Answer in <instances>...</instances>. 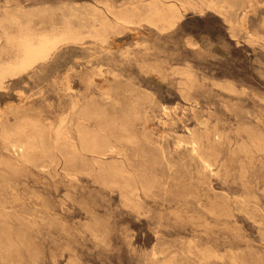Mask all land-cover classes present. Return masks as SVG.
Wrapping results in <instances>:
<instances>
[{
	"label": "rangeland",
	"instance_id": "rangeland-1",
	"mask_svg": "<svg viewBox=\"0 0 264 264\" xmlns=\"http://www.w3.org/2000/svg\"><path fill=\"white\" fill-rule=\"evenodd\" d=\"M162 1L187 7L174 27L139 16L101 42L90 35L94 17L144 10L148 0H0V49L3 28L17 31L10 14L31 16L36 32L69 22L81 32L0 87V264L264 263V0H235L227 17L201 10L202 0ZM85 100L99 114L86 123L113 143L106 153L80 145L75 115ZM24 119L49 125L52 156L35 149L23 159L8 147L3 124Z\"/></svg>",
	"mask_w": 264,
	"mask_h": 264
},
{
	"label": "bare ground",
	"instance_id": "bare-ground-1",
	"mask_svg": "<svg viewBox=\"0 0 264 264\" xmlns=\"http://www.w3.org/2000/svg\"><path fill=\"white\" fill-rule=\"evenodd\" d=\"M151 1V0H150ZM150 1L148 0V4H147V7L144 9V10H139V9H137L136 7H133V8H113L112 7V9H111V11L110 12H112V14H113V18L112 17H109L108 15H101V16H96V17H94V20L96 21V23H94V24H92L91 25V27H90V25H88L89 27H90V35H92L93 37H95L96 39H98L99 41H101V42H105V41H107V39H108V34L110 33V32H115V33H118V32H120L121 30H123L124 28H127L128 26H129V24L130 23H132L133 22V20H134V18L135 17H139L140 16V18L141 19H143V20H145V21H147L148 23H150V24H153V25H155L156 27H158L159 29H161V30H165V29H169V28H172V27H174L175 25H176V23L181 19V17L183 16V11L185 10V8H187V7H184L183 5V7H179V5L177 6V5H175V4H173L172 2L170 3V4H165V3H163L164 1H162L161 0V2H158V0H154V1H152V3H150ZM160 1V0H159ZM178 1V0H177ZM235 0H202L201 2H199V4H198V7L202 10V9H204L205 7H211V8H215V9H217L220 13H222L224 16H230V15H232L233 14V12L231 13V8H233L234 6H235V2H234ZM246 1V0H245ZM179 2V1H178ZM191 2V1H190ZM81 3V2H80ZM147 3V2H146ZM186 3V2H185ZM192 3V2H191ZM106 4V3H105ZM142 4H143V2H142ZM135 6V5H134ZM143 6V5H142ZM144 6H146V5H144ZM192 7V6H191ZM198 8V9H199ZM37 9V8H36ZM66 9V8H65ZM222 10L224 11H226L225 13L224 12H222ZM33 15V14H32ZM24 16V18L26 19L25 20V22H22L21 20H20V16L19 15H16V14H10L9 16L7 15V17H6V19H8V21H10L12 24H14V25H17V31L14 33H11V32H9L6 28H3L4 29V37H5V44H7L6 46L9 48H7L6 46H4V47H2L1 49H0V87H3L4 86V84H5V81H6V78L7 77H9V76H14V75H16V74H19V73H21V72H23V71H25V70H27V69H29V68H31V67H33L37 62L39 63L40 61H45V60H47L48 58H50L51 57V55L53 54V52L61 45V44H63V43H67L68 41H77V40H79L80 38H81V32L79 31V30H77V29H74V28H72V26H70L69 24H71L70 22H69V24H66V26L61 30V31H59V32H49V33H44V32H36L33 28H32V25H31V27H29L28 26V21L30 22V20L32 21V18H31V16H29L28 14H26V13H24L23 15H22V17ZM33 17V16H32ZM68 17V16H67ZM66 17V18H67ZM70 19V18H69ZM140 19V21H142ZM67 20V19H66ZM66 20H65V23H66ZM72 20V19H71ZM138 20V19H137ZM233 19H231V20H229V22L231 23V28H234V24L232 23V22H234V21H232ZM235 20V19H234ZM5 21V20H4ZM139 21V20H138ZM136 22V21H135ZM65 23H64V25H65ZM146 23V22H145ZM237 23V22H236ZM2 24V23H1ZM82 24V23H81ZM136 24V23H135ZM142 24V23H141ZM53 25V24H52ZM134 25V24H133ZM263 25H264V19H263ZM2 26V25H1ZM54 26V25H53ZM53 26H51V27H53ZM73 26H75V25H73ZM83 26V25H82ZM62 27V26H61ZM132 27V26H131ZM130 27V28H131ZM75 28H79L78 26L77 27H75ZM81 28V27H80ZM2 29V30H3ZM82 29V28H81ZM44 30V29H43ZM60 30V29H59ZM160 30V31H161ZM84 31V30H83ZM82 31V32H83ZM86 33V32H85ZM262 35V34H261ZM263 36V35H262ZM2 37V34H0V38ZM72 43V42H71ZM70 43V44H71ZM79 43V42H78ZM59 49V48H58ZM3 52L5 53L6 52V55H7V57H6V55H5V57H4V55H3ZM188 70V69H187ZM184 71V70H183ZM181 74H183V73H181ZM186 74V73H185ZM190 75V74H189ZM188 76V75H187ZM192 76V75H191ZM186 77V76H185ZM189 77V76H188ZM188 77H186V78H188ZM187 80V79H186ZM113 81V80H112ZM188 81V80H187ZM192 82H193V80H192ZM180 83V82H179ZM186 83V82H185ZM181 84V83H180ZM189 84V83H188ZM193 84V83H192ZM228 85V84H227ZM183 86V85H182ZM180 88H182V87H180ZM188 89V88H187ZM189 90V89H188ZM187 90V91H188ZM190 91V90H189ZM104 93H106V91L104 92ZM131 93V92H130ZM136 94V93H135ZM144 94V93H143ZM183 94V93H182ZM187 94V96L185 97V95ZM188 94H189V92L188 93H184V97L185 98H187L188 97ZM105 95V94H104ZM112 95V94H111ZM106 96H107V93H106ZM106 96H105V98H106ZM189 97H190V95H189ZM109 98H111V97H109ZM106 99H108V98H106ZM190 99H191V97H190ZM113 100V99H112ZM91 102V101H90ZM90 102L89 101H86L85 100V102L80 106V108L78 109V111H77V114L75 115V116H77V121H76V131H77V133H78V138H79V142H80V145H81V147L82 148H84V149H89V150H93V152L94 151H98V152H103L104 150L106 151V149H108V148H112V142L111 141H109L108 139H107V137H103L98 131H93L92 129H90V127H89V125L86 123V120H87V118H88V120H89V117L91 116L92 117V115L93 114H95L96 113V110H95V108H93L92 107V105L90 104ZM163 105V104H162ZM168 109H170V107L168 108ZM99 111V110H98ZM164 111H165V109H164ZM163 111V112H164ZM101 112V111H100ZM170 112V111H169ZM134 113H135V111H134ZM104 114V113H103ZM126 114V113H125ZM125 114H123V115H125ZM129 114V113H128ZM95 115H99V114H95ZM135 116H136V113H135ZM90 117V118H91ZM94 117V116H93ZM101 117V116H100ZM129 117V116H128ZM131 117H132V115H131ZM130 117V118H131ZM97 119H98V116L96 117ZM120 118V117H119ZM124 118V117H123ZM126 118H127V116H126ZM139 118V117H138ZM170 118V117H169ZM93 119V118H92ZM118 119V118H117ZM120 119H122V118H120ZM129 119V118H128ZM131 119H135L134 117L133 118H131ZM130 119V120H131ZM25 120V119H24ZM95 120V119H94ZM101 120V119H100ZM124 120V119H123ZM126 120V119H125ZM124 120V121H125ZM132 120V121H133ZM137 120V119H136ZM104 121V120H103ZM121 121V120H120ZM5 122V121H4ZM105 122V121H104ZM103 122V123H104ZM110 122V121H109ZM126 122H129V121H126ZM89 123V122H88ZM97 123H99V121L97 122ZM103 123H101V126L103 125ZM165 123V122H164ZM124 124V123H123ZM128 124V123H127ZM130 124H132V122L130 123ZM107 126H108V124H106ZM120 125V124H119ZM134 125V124H133ZM116 126V125H115ZM124 126V125H123ZM203 126V125H202ZM104 128H105V126H103ZM112 127H114V126H112ZM120 127V126H119ZM126 127H127V125H126ZM204 127V126H203ZM99 128V127H98ZM101 128V127H100ZM111 128V127H110ZM110 128H109V130H110ZM53 129V128H52ZM51 129V130H52ZM106 130H107V128H105ZM120 129V128H119ZM133 129V128H132ZM101 130V129H100ZM117 130H118V128H117ZM196 129H194V131H195ZM257 130V129H256ZM259 130V129H258ZM112 131H114V129L112 130ZM119 131V130H118ZM117 131V132H118ZM120 131H122V130H120ZM119 131V132H120ZM203 131V130H202ZM3 135H1L2 136V138L4 137V139H5V142L7 143V145H8V147H12L15 151L16 150H20L21 151V156H22V158L23 159H26V158H28L30 155H34L35 156V154H31V152L32 153H34L33 152V150H35V149H37V150H39L41 153L40 154H42L43 156L44 155H50V153L51 154H53L54 153V145H55V143H54V145H53V138H52V136H51V133H50V127H49V125L48 124H46L42 119H37V120H33V119H27V120H25V121H23V122H21L20 124L18 123V124H16V125H10L9 124V122H5L4 124H3ZM1 132V133H2ZM134 132V131H133ZM132 132V133H133ZM250 133V132H249ZM111 134H114V132L112 133L111 132ZM119 134V136H120V133H118ZM127 134V133H126ZM126 134H124V135H126ZM198 134V133H197ZM200 134V133H199ZM262 134V133H261ZM260 134V135H261ZM264 134V133H263ZM116 135V134H115ZM122 135H123V133H122ZM121 135V136H122ZM133 135V134H132ZM259 135V136H260ZM199 136H201V135H199ZM218 136V135H217ZM256 136V135H255ZM67 139H66V142H65V144L64 145H72L71 143H70V134H67ZM114 137H116V136H114ZM125 137V136H124ZM163 137V136H162ZM188 136H186V138H187ZM252 137V136H251ZM257 137V136H256ZM109 138V137H108ZM117 138V137H116ZM131 138V137H130ZM134 138H135V135H134ZM140 138V137H139ZM180 138V137H179ZM182 138V137H181ZM188 138H190V137H188ZM187 138V139H188ZM201 138V137H200ZM205 138V137H204ZM220 138V137H219ZM222 138V137H221ZM253 138V137H252ZM138 139V138H137ZM162 139V138H161ZM202 139V138H201ZM65 140V139H64ZM68 140H69V142H68ZM117 140V139H116ZM128 140V139H127ZM130 140V139H129ZM128 140V141H129ZM133 140V139H132ZM163 140V139H162ZM183 140L185 141V139L183 138ZM2 141H3V139H2ZM118 141H119V138H118ZM182 141V140H181ZM187 141V140H186ZM185 141V142H186ZM190 141V140H189ZM192 141V140H191ZM260 141V140H259ZM4 142V141H3ZM2 142V143H3ZM64 142V141H63ZM120 142V141H119ZM262 142V141H261ZM152 143V142H151ZM156 143V142H155ZM160 143V142H159ZM178 143V142H177ZM219 143V142H218ZM263 143V142H262ZM4 144L5 143H3V146H4ZM62 144V143H61ZM115 144V143H114ZM153 144V143H152ZM192 144V143H191ZM199 144V143H198ZM208 144V143H207ZM7 145H5L6 147H7ZM75 145V144H74ZM157 145V144H156ZM161 145H162V143H161ZM164 145V144H163ZM176 145V144H175ZM178 145V144H177ZM180 145V144H179ZM178 145V146H179ZM182 145V144H181ZM200 145H202V144H200ZM205 145V144H204ZM219 145V144H218ZM255 145V144H254ZM5 146L3 147V149L5 148ZM63 146V145H62ZM62 146H60V147H58L59 149L62 147ZM160 146V145H159ZM197 146V145H196ZM220 146V145H219ZM74 147V146H73ZM76 147V146H75ZM80 147V148H81ZM120 147V146H119ZM118 147V148H119ZM162 147H164V146H162ZM209 147V146H208ZM218 146H216V148H217ZM11 148V149H12ZM63 148H65V147H63ZM67 148V147H66ZM121 148H122V146H121ZM121 148H120V150H121ZM153 148H156V147H154L153 146ZM165 148V147H164ZM163 148V149H164ZM213 148H215V147H213ZM229 148V147H228ZM6 149V148H5ZM10 149V150H11ZM71 149H72V147H71ZM75 149V148H74ZM123 149V148H122ZM157 149V148H156ZM178 149H180V148H178ZM194 149V148H193ZM200 149V148H199ZM198 149V150H199ZM201 149H205L204 147L202 148L201 147ZM200 149V150H201ZM218 149V148H217ZM63 150H64V153H65V149H62V152H63ZM68 150V149H67ZM66 150V151H67ZM82 150V149H81ZM87 150H85L84 152L86 153V151ZM126 150V149H125ZM157 150H159V149H157ZM195 150V149H194ZM36 151V150H35ZM52 151H53V153H52ZM70 151L71 150H68V152H69V154H71L70 153ZM72 151H73V149H72ZM75 151H77V150H75ZM111 151V150H110ZM206 151V150H205ZM212 151H214L213 149H212ZM8 152H9V150H8ZM11 152V151H10ZM19 152V151H18ZM18 152H16V153H18ZM58 152L60 153L61 151L60 150H58ZM120 152V151H119ZM160 152V151H159ZM221 152V151H220ZM219 152V153H220ZM35 153H37V152H35ZM56 153V152H55ZM67 153V152H66ZM91 153H92V151H91ZM103 153H106V152H103ZM108 153H110V152H108ZM107 153V154H108ZM123 153V152H122ZM161 153V152H160ZM194 153V152H193ZM202 153V152H201ZM209 153H211V152H209ZM60 154H62V153H60ZM69 154H68V156H69ZM74 154H76V153H74ZM95 154H97V153H95ZM111 154V153H110ZM127 154V153H126ZM191 154H192V152H191ZM215 154V153H214ZM13 155V154H12ZM41 155V156H42ZM56 155V154H55ZM194 155V154H193ZM211 155H213L212 153H211ZM18 156H19V154H18ZM43 156L42 157H40L41 159L43 158ZM50 156H52V155H50ZM61 156H64V155H61ZM67 156V155H66ZM71 156H73V152H72V154H71ZM80 156V155H79ZM126 156V155H125ZM164 156V155H163ZM217 156V158H218V155H216ZM10 157V156H9ZM15 157V156H14ZM13 157V158H14ZM31 158H32V156H30ZM53 157H55V156H53ZM57 157V156H56ZM77 157V156H76ZM205 157V156H204ZM211 157V156H210ZM2 158V157H1ZM4 158H6L7 159V157H4ZM11 158V157H10ZM10 158H9V160H10ZM16 158V157H15ZM63 158H65V156L63 157ZM86 158V157H85ZM94 158V157H93ZM201 158H203V157H201ZM200 158V159H201ZM44 159V158H43ZM51 159H53L52 157H51ZM55 159V158H54ZM53 159V160H54ZM61 159V158H60ZM73 159V158H72ZM78 159H80V157L78 158ZM82 159H84V158H82ZM87 159V158H86ZM97 159V158H96ZM199 159V160H200ZM211 159V158H210ZM13 160V159H12ZM11 160V161H12ZM28 160V159H27ZM36 160V159H35ZM38 160V159H37ZM40 160V159H39ZM45 160V159H44ZM43 160V161H44ZM47 160H49V159H47ZM56 160H58V159H56ZM65 160H67L66 158H65ZM76 160V159H75ZM92 160V159H91ZM122 160V159H121ZM203 160V159H202ZM208 160V159H207ZM215 160V159H214ZM1 161V160H0ZM11 161H10V163H11ZM18 161V160H17ZM25 161V160H24ZM32 161H34V160H32ZM41 161V160H40ZM50 161V160H49ZM81 161H83V160H81L80 159V162ZM89 161V160H88ZM93 161V160H92ZM99 161V160H98ZM119 161V160H118ZM117 161V162H118ZM123 161V160H122ZM127 161H130L129 159L127 160ZM154 161V160H153ZM16 162V161H15ZM15 162H13V163H15ZM21 162H23L22 161V159H21ZM27 162V161H26ZM31 162V161H30ZM54 162H55V160H54ZM66 162H68V161H66ZM75 162V161H74ZM83 162H86V161H83ZM90 162V161H89ZM102 162V161H101ZM100 161H99V164L101 163ZM205 162V161H204ZM204 162H203V164H204ZM211 162V161H210ZM12 163V164H13ZM17 163V162H16ZM15 163V164H16ZM33 163V162H32ZM34 163H36V161L34 162ZM43 163V162H42ZM47 163H50V162H47ZM76 163V162H75ZM105 163V162H104ZM132 163V162H131ZM131 163L129 164V165H131ZM9 164V163H8ZM8 164H6V165H8ZM12 164H11V166H12ZM19 164V163H18ZM17 164V165H18ZM39 164V163H38ZM46 163H44V165H45ZM82 164V167H83V163H81ZM85 164V163H84ZM88 164V163H87ZM98 164V163H97ZM103 164V163H102ZM102 164H100V165H102ZM107 164H109V163H107ZM115 164H116V162H115ZM123 164V163H122ZM128 164V163H127ZM134 164V163H133ZM132 164V165H133ZM210 164V163H209ZM213 164V162L211 163V165ZM3 165H5V164H3ZM16 165V166H17ZM77 165H78V163H77ZM92 165V164H91ZM104 165V164H103ZM114 165V164H113ZM124 165V164H123ZM131 165V167H132V169H133V167L134 166H132ZM208 165V164H207ZM16 166H15V168H16ZM69 166V165H68ZM73 165H71V166H69V167H72ZM79 166V165H78ZM85 166V165H84ZM90 166V165H89ZM98 166V165H97ZM106 166V165H105ZM110 166H112V165H110ZM115 166V165H114ZM117 166V165H116ZM13 167V166H12ZM19 167V166H18ZM20 167H21V165H20ZM23 167V166H22ZM46 167V166H45ZM91 167V166H90ZM89 167V168H90ZM101 167H103V166H101ZM107 167V166H106ZM106 167H103V168H106ZM118 167H120V166H118ZM210 167V166H209ZM123 168V167H122ZM204 168H205V166H204ZM72 169H73V167H72ZM76 169V167L74 168V170ZM85 169V168H84ZM91 169V168H90ZM93 169V168H92ZM111 169V168H110ZM114 169V168H113ZM128 168H126V170H127ZM135 170H136V168H134ZM133 169V170H134ZM139 169H141V168H139ZM14 170V169H13ZM77 170V169H76ZM79 170V169H78ZM94 170H95V167H94ZM101 170H102V168H101ZM124 171H125V168L123 169ZM105 170L103 169V171L102 172H104ZM137 171V170H136ZM140 171V170H139ZM138 171V172H139ZM145 171V173L147 174V170H144ZM144 171H142V172H144ZM108 172V171H107ZM113 172V174L114 175H116V174H119V168H115L113 171H111V173ZM123 172V171H122ZM121 172V173H122ZM149 172V171H148ZM127 173V172H126ZM129 173H130V171H129ZM128 173V174H129ZM132 173V172H131ZM141 173V172H140ZM99 174H101V173H99ZM109 174V173H108ZM123 174H125V172H123ZM101 175H103V174H101ZM101 175H99V176H101ZM120 175V174H119ZM136 175H138V174H136ZM149 175V173L147 174V176ZM3 176V175H2ZM7 176V175H6ZM104 176V175H103ZM117 176V175H116ZM130 176V175H129ZM135 176V175H134ZM144 176H146L145 174H144ZM146 176V177H147ZM151 176V175H150ZM149 176V177H150ZM17 177H19V176H17ZM102 177V176H101ZM107 177V176H106ZM109 177V176H108ZM112 176H110V178H111ZM115 177V176H114ZM114 177H113V180H115L114 179ZM118 177V176H117ZM116 177V178H117ZM122 177V176H121ZM125 177V176H124ZM132 178H135V177H132ZM123 180V179H121V178H119L118 177V180ZM131 179V178H130ZM140 179H141V177H140ZM147 180V178H144L143 179V181H146ZM148 179H150V178H148ZM2 180V179H1ZM0 180V181H1ZM6 180V179H5ZM10 180V179H9ZM8 180V181H9ZM108 180V179H107ZM118 180H116V181H118ZM128 180V179H127ZM102 181H103V178H102ZM137 181V180H136ZM149 182H151L150 180H148ZM2 182H4V181H2ZM1 182V183H2ZM9 182H11V181H9ZM105 182V181H104ZM115 182V181H114ZM113 182V183H114ZM121 182V181H120ZM122 182H124V181H122ZM121 182V183H122ZM142 182V181H141ZM7 183V182H6ZM108 183V182H107ZM116 183V182H115ZM133 183V182H132ZM139 183H140V181H139ZM4 184V183H3ZM118 184H120V183H118ZM123 184V183H122ZM140 184H142V183H140ZM143 184H144V186H147L149 183H147V185H146V183L145 182H143ZM7 185V184H6ZM117 185V184H116ZM134 185V184H133ZM1 186V185H0ZM7 186H9V185H7ZM6 186V187H7ZM122 186V185H121ZM5 187V186H4ZM11 187V186H10ZM2 188V187H1ZM121 188V187H120ZM135 188V185H134V187H133V189ZM142 188H144V187H142ZM148 188V187H147ZM5 189V188H4ZM12 189V188H11ZM123 189V188H122ZM127 189H129V188H127ZM146 189V188H145ZM13 190V189H12ZM124 190V189H123ZM123 190H121V192L123 191ZM126 190V189H125ZM135 190V189H134ZM3 191V190H2ZM14 191H16V190H14ZM128 191V190H127ZM129 191H130V189H129ZM133 191V190H132ZM139 192V191H138ZM146 192V191H145ZM5 192H3V194H4ZM16 193V192H15ZM122 194V193H121ZM128 194V193H127ZM130 194V193H129ZM5 195L6 194H4V196L2 195V197H5ZM14 196V195H13ZM88 196V195H87ZM130 196H134V195H130ZM136 196V195H135ZM6 197H8V196H6ZM9 197H10V194H9ZM12 197V196H11ZM124 197V196H123ZM137 197V196H136ZM18 198V197H17ZM17 198L15 199V201L17 200ZM21 198V197H20ZM125 198V197H124ZM127 198H129V195L127 196ZM141 198V197H140ZM14 199V198H13ZM19 199V198H18ZM9 200V199H8ZM129 200H132L131 198L129 199ZM2 201V200H1ZM11 201H13V200H11ZM7 202V201H6ZM9 202V201H8ZM5 203V202H4ZM15 203V202H14ZM20 203V202H19ZM125 203H126V200H125ZM128 203H129V201H128ZM128 203H126V204H128ZM138 203V202H137ZM16 204V203H15ZM2 205V204H1ZM11 205V204H10ZM9 205V206H10ZM129 205V204H128ZM5 206V205H4ZM12 207V206H11ZM132 207H134V206H132ZM136 207V206H135ZM7 208V207H6ZM14 209V208H13ZM229 209V208H228ZM10 210V209H9ZM18 210V209H17ZM17 210H15V211H17ZM2 211V210H1ZM0 211V212H1ZM4 211V210H3ZM11 211V210H10ZM7 212V211H6ZM26 212V211H25ZM5 213V212H4ZM27 213V212H26ZM28 214V213H27ZM8 215V214H7ZM6 215V216H7ZM9 215H10V213H9ZM8 215V216H9ZM25 215V214H24ZM1 216H3V215H1ZM6 216L4 217V218H6ZM11 216V215H10ZM12 216H15V215H13L12 214ZM20 216V215H19ZM26 216V215H25ZM35 216V215H34ZM30 217V216H29ZM1 218V217H0ZM8 218V217H7ZM12 218V217H11ZM21 218H23V217H21ZM178 218V217H177ZM2 219V218H1ZM13 221H14V223H15V219H17V218H14L13 217ZM25 219V218H24ZM6 220V219H5ZM8 220H10V219H8ZM12 220V219H11ZM19 220V218L16 220V222H19L18 221ZM28 221V220H27ZM22 222V221H21ZM4 223V222H3ZM24 223V222H23ZM8 224H10V223H8ZM7 224V225H8ZM17 224V223H16ZM15 224V225H16ZM29 224V223H28ZM28 224H25V226L27 227L28 226ZM1 225H3L2 223H1ZM6 225V226H7ZM5 226V227H6ZM13 226V225H12ZM2 228V230H3V226H1ZM9 227V226H8ZM16 227V226H15ZM21 227V226H20ZM20 227H18V228H20ZM105 227V226H104ZM22 228H24V225H23V227ZM40 229V228H39ZM7 231H8V228L6 229ZM6 230H5V232H6ZM19 230V229H18ZM24 230L25 231H27V229H25L24 228ZM24 230H23V232H24ZM13 231V230H12ZM15 231V230H14ZM17 231V230H16ZM20 231V230H19ZM4 232V231H3ZM18 232V231H17ZM8 235H10V231L9 232H6ZM15 233V232H14ZM19 233V232H18ZM23 234V233H22ZM1 235H2V233H1ZM11 235H13V233L11 234ZM24 235H26V234H24ZM6 237H8L7 235H5ZM16 236H18V234L16 235ZM15 236V237H16ZM27 236V235H26ZM5 237V238H6ZM21 237V236H20ZM22 237H25V236H22ZM2 239H4V237L2 238ZM10 239V238H9ZM13 239H14V237H13ZM20 239V238H19ZM22 239V238H21ZM1 240V239H0ZM10 240H12V238L10 239ZM26 240V239H25ZM24 240V241H25ZM16 242V241H15ZM15 242H14V244H15ZM2 243V242H1ZM7 243V242H6ZM6 243H3L4 245L6 244ZM8 243H10V242H8ZM22 243V242H21ZM20 243V244H21ZM11 247L13 246V242H11ZM18 244L19 243H17L16 245L18 246ZM4 245H3V247H4ZM6 245H8V244H6ZM8 247V246H7ZM10 247V246H9ZM18 247H20V246H18ZM1 248V247H0ZM14 248V247H13ZM10 249V248H9ZM208 249V248H207ZM4 250V249H3ZM17 250H18V248H17ZM205 250V249H204ZM211 250V249H210ZM210 250H208V251H210ZM7 251V250H6ZM11 251V250H10ZM16 251V250H15ZM14 251V252H15ZM204 252V251H203ZM212 252V251H211ZM5 253V252H4ZM7 253H8V251H7ZM6 253V254H7ZM206 253H208V252H206ZM205 253V254H206ZM156 254V253H155ZM211 254V253H210ZM3 255V254H2ZM8 255V254H7ZM243 255V254H242ZM242 255H241V257H242ZM247 255V254H246ZM4 256V255H3ZM9 256V255H8ZM240 256V255H239ZM245 256V255H244ZM222 257V256H221ZM235 257V256H234ZM247 257V256H246ZM245 257V258H246ZM254 256H252V258H253ZM243 258V257H242ZM202 259V258H201ZM207 259V258H206ZM233 259V258H232ZM235 259V258H234ZM237 259V258H236ZM240 259V258H239ZM251 259V258H250ZM4 260V259H3ZM10 259L8 258V260L7 261H9ZM243 260H244V258H243ZM242 260V261H243ZM210 261V260H209ZM234 261V260H233ZM232 261V262H233ZM245 261V260H244ZM255 261V260H254ZM235 262V261H234ZM259 263V261L257 260V261H255V263ZM242 263V262H241ZM244 263H246V261L244 262ZM253 263V262H252ZM251 263V264H252ZM234 264V263H233ZM262 264H264V263H262Z\"/></svg>",
	"mask_w": 264,
	"mask_h": 264
}]
</instances>
